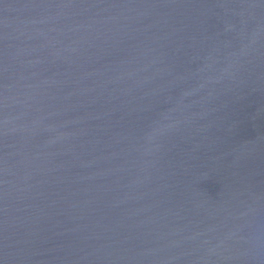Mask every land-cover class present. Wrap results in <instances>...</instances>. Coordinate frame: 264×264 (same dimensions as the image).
Returning a JSON list of instances; mask_svg holds the SVG:
<instances>
[{
    "label": "water",
    "instance_id": "1",
    "mask_svg": "<svg viewBox=\"0 0 264 264\" xmlns=\"http://www.w3.org/2000/svg\"><path fill=\"white\" fill-rule=\"evenodd\" d=\"M0 264H264V0H0Z\"/></svg>",
    "mask_w": 264,
    "mask_h": 264
}]
</instances>
